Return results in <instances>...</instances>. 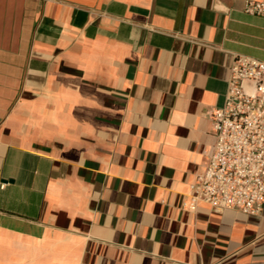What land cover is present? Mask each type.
I'll return each instance as SVG.
<instances>
[{
  "label": "crops",
  "instance_id": "crops-1",
  "mask_svg": "<svg viewBox=\"0 0 264 264\" xmlns=\"http://www.w3.org/2000/svg\"><path fill=\"white\" fill-rule=\"evenodd\" d=\"M245 3L0 0V264H264V209L183 205Z\"/></svg>",
  "mask_w": 264,
  "mask_h": 264
},
{
  "label": "built area",
  "instance_id": "built-area-1",
  "mask_svg": "<svg viewBox=\"0 0 264 264\" xmlns=\"http://www.w3.org/2000/svg\"><path fill=\"white\" fill-rule=\"evenodd\" d=\"M244 10L264 15V0H246ZM229 69L222 104L209 115L214 144L183 205L258 215L264 209V61L235 54Z\"/></svg>",
  "mask_w": 264,
  "mask_h": 264
}]
</instances>
